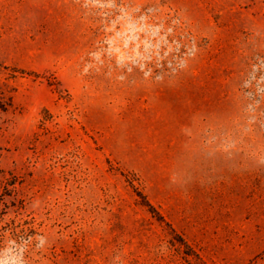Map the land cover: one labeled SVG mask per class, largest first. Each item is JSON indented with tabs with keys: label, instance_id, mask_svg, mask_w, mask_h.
<instances>
[{
	"label": "rangeland",
	"instance_id": "374dc122",
	"mask_svg": "<svg viewBox=\"0 0 264 264\" xmlns=\"http://www.w3.org/2000/svg\"><path fill=\"white\" fill-rule=\"evenodd\" d=\"M72 1L76 58L58 6L0 0V264H264V0ZM229 66L248 131L191 133Z\"/></svg>",
	"mask_w": 264,
	"mask_h": 264
},
{
	"label": "crops",
	"instance_id": "0c3cea01",
	"mask_svg": "<svg viewBox=\"0 0 264 264\" xmlns=\"http://www.w3.org/2000/svg\"><path fill=\"white\" fill-rule=\"evenodd\" d=\"M51 3L60 8L62 14L63 29L66 34V48L69 56L79 57L84 49L85 43L89 38L86 34L87 27L82 22L78 7L72 0H50ZM222 98L220 103L221 113L215 119L203 118L194 125L191 121V133H245L246 116L244 113L245 100L241 94V83L236 81V71L233 66L227 67L222 71ZM197 82V81H196ZM212 75L204 79L203 89L205 94L208 91H214L209 85L214 83ZM206 105L208 103L206 102ZM214 107V105L211 104ZM216 106V105H215ZM196 112V111H195Z\"/></svg>",
	"mask_w": 264,
	"mask_h": 264
},
{
	"label": "built area",
	"instance_id": "2783aa9c",
	"mask_svg": "<svg viewBox=\"0 0 264 264\" xmlns=\"http://www.w3.org/2000/svg\"><path fill=\"white\" fill-rule=\"evenodd\" d=\"M242 92L249 111L256 110L264 99V56L254 59L245 76Z\"/></svg>",
	"mask_w": 264,
	"mask_h": 264
}]
</instances>
